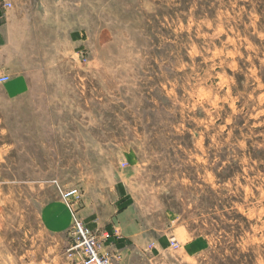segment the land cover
Wrapping results in <instances>:
<instances>
[{
	"label": "rangeland",
	"instance_id": "1",
	"mask_svg": "<svg viewBox=\"0 0 264 264\" xmlns=\"http://www.w3.org/2000/svg\"><path fill=\"white\" fill-rule=\"evenodd\" d=\"M0 10V264H79L87 207L114 264H264V0Z\"/></svg>",
	"mask_w": 264,
	"mask_h": 264
},
{
	"label": "built area",
	"instance_id": "2",
	"mask_svg": "<svg viewBox=\"0 0 264 264\" xmlns=\"http://www.w3.org/2000/svg\"><path fill=\"white\" fill-rule=\"evenodd\" d=\"M2 79L5 81L8 78L3 77ZM63 198L67 204L75 205L80 198V191L75 189L66 192ZM74 218L69 231L73 239V246L70 249L80 254L79 264H114L112 263L113 256L105 247L110 237L109 233L91 230L81 219ZM171 244L175 248L179 247L174 240Z\"/></svg>",
	"mask_w": 264,
	"mask_h": 264
},
{
	"label": "crops",
	"instance_id": "3",
	"mask_svg": "<svg viewBox=\"0 0 264 264\" xmlns=\"http://www.w3.org/2000/svg\"><path fill=\"white\" fill-rule=\"evenodd\" d=\"M1 16L2 12L0 10V19ZM1 27L2 26H0V28ZM4 37L6 38V36ZM81 214L82 218H84L86 224L89 226L88 228L91 230L93 229L100 231V229H102L104 230L103 232L107 230L111 233L118 232V234L122 236V239L118 244L119 248L121 249H123V247H126L125 243H127L128 245L134 244L137 250H142L144 249V247L140 248V246H144L147 243V241H145V233L141 231L138 218L132 208H126L120 214L111 213L105 215L104 213L94 211L90 213L87 207L83 208ZM158 245L161 246V244ZM133 255L134 253L132 251L127 252V256L129 258Z\"/></svg>",
	"mask_w": 264,
	"mask_h": 264
}]
</instances>
